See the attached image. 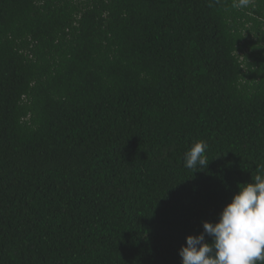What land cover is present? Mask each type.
I'll return each instance as SVG.
<instances>
[{"label": "trees", "instance_id": "trees-1", "mask_svg": "<svg viewBox=\"0 0 264 264\" xmlns=\"http://www.w3.org/2000/svg\"><path fill=\"white\" fill-rule=\"evenodd\" d=\"M258 169L264 0H0V264H181Z\"/></svg>", "mask_w": 264, "mask_h": 264}, {"label": "clouds", "instance_id": "clouds-1", "mask_svg": "<svg viewBox=\"0 0 264 264\" xmlns=\"http://www.w3.org/2000/svg\"><path fill=\"white\" fill-rule=\"evenodd\" d=\"M207 147L194 142L185 153V167L207 168ZM179 256L181 264H264V169L239 185L217 222L204 221L199 235L187 236Z\"/></svg>", "mask_w": 264, "mask_h": 264}]
</instances>
